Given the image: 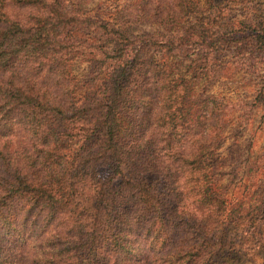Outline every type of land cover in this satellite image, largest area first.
Listing matches in <instances>:
<instances>
[{"label":"trees","instance_id":"trees-1","mask_svg":"<svg viewBox=\"0 0 264 264\" xmlns=\"http://www.w3.org/2000/svg\"><path fill=\"white\" fill-rule=\"evenodd\" d=\"M174 1L133 34L0 0V264H264V187L220 184L225 113L183 65L217 40Z\"/></svg>","mask_w":264,"mask_h":264},{"label":"rangeland","instance_id":"rangeland-1","mask_svg":"<svg viewBox=\"0 0 264 264\" xmlns=\"http://www.w3.org/2000/svg\"><path fill=\"white\" fill-rule=\"evenodd\" d=\"M61 1V0H60ZM76 4L80 12L130 31L153 32L158 28L161 4L174 0H62ZM145 2V10L137 4ZM188 13L182 17L185 26L202 31L214 46L189 49L183 65L199 68L196 90L209 97L225 113L223 142L217 149L222 162L218 169L220 184L230 196L249 197L256 187H264V0H188ZM174 11L176 8L174 7ZM129 20V21H126ZM136 21L134 23L130 21ZM229 38V42L221 41ZM199 47V46H197ZM191 52L202 57L194 60ZM204 53L207 57L203 60ZM203 54V55H202ZM203 60V61H202ZM85 62L80 63V67ZM0 74V79L8 78Z\"/></svg>","mask_w":264,"mask_h":264}]
</instances>
